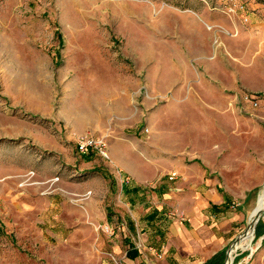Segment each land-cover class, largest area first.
<instances>
[{
  "label": "rangeland",
  "instance_id": "374dc122",
  "mask_svg": "<svg viewBox=\"0 0 264 264\" xmlns=\"http://www.w3.org/2000/svg\"><path fill=\"white\" fill-rule=\"evenodd\" d=\"M255 14L264 19V0H0V264H126L128 232L106 220L122 210L121 158L160 171L146 191L157 190L165 234L176 221L204 231L210 225L190 223L180 197L161 186L175 192L179 164L201 166L218 147L231 210L247 213L232 226L225 264L264 191L255 166L264 159V95L223 92L204 80L197 57L214 73L238 62L247 77L250 59L264 56L246 36ZM87 136L106 137L109 161L79 153ZM250 246L228 261L264 264V236L255 231Z\"/></svg>",
  "mask_w": 264,
  "mask_h": 264
},
{
  "label": "crops",
  "instance_id": "0c3cea01",
  "mask_svg": "<svg viewBox=\"0 0 264 264\" xmlns=\"http://www.w3.org/2000/svg\"><path fill=\"white\" fill-rule=\"evenodd\" d=\"M250 26L246 36L258 52L257 48L264 46V19L255 14ZM262 56H256L252 61L250 59L245 68L248 71L247 77L242 76L241 65L238 62H232L231 69L222 62L218 71L214 73L209 71V67L212 66L210 63L204 61L201 56L197 58L206 71L201 73L204 75V80L218 81L220 90L230 92L232 97L240 101L241 86L248 92L264 95V56ZM189 77L194 79L192 74L187 75L185 80H189ZM192 86L195 90L198 85L193 82ZM200 86L207 87L208 84L201 81ZM224 150L226 149L223 147H218L216 150L210 148L202 156L201 166H198L197 162L188 165L180 163L177 168L178 174L176 173L180 181L175 192L171 193L170 188L166 186H169L167 181L163 182L166 185L161 186L164 194L180 197L181 209L190 223L210 225L199 232H191L186 225L176 221L170 225L168 233L165 234L162 225L167 219V214L164 207H159L157 204L155 198L158 197L157 190L146 191L156 181L160 171L152 164L151 166L140 161L139 158L136 159L137 168H133L126 158L120 159L127 173L126 183L123 181L120 194L122 210L119 215L109 212L106 220L111 221L116 218L128 232L125 236V242L129 244V249L124 254L126 264H208L218 255L225 253L227 244L234 238L231 235L232 226L245 222L247 213H236L231 210L232 186L226 177L229 168ZM260 162L262 163L255 166L261 168L264 175V159ZM237 166L240 167V164ZM241 190L250 192L253 188L252 185H248ZM256 210L252 215L250 214L249 224ZM130 227L132 229L136 227L137 236L128 235L132 233ZM136 240L142 244L144 251L135 247ZM249 243V236L242 237L230 252V258L238 249L247 250ZM219 260L221 259H218L216 264H219ZM220 264L224 262L220 261ZM227 264H233V260L232 263L230 260L227 261Z\"/></svg>",
  "mask_w": 264,
  "mask_h": 264
},
{
  "label": "built area",
  "instance_id": "2783aa9c",
  "mask_svg": "<svg viewBox=\"0 0 264 264\" xmlns=\"http://www.w3.org/2000/svg\"><path fill=\"white\" fill-rule=\"evenodd\" d=\"M243 100L247 103L251 104L254 108L259 107V99L254 97L253 95H244ZM77 149L81 155H87L90 153H95L98 156L102 157L104 160H110V148L107 142L106 137H95V136H87L83 137L79 140L77 144ZM34 175V173H30ZM177 177L176 173H172L170 179H174ZM31 178V177H30ZM91 195V193H88Z\"/></svg>",
  "mask_w": 264,
  "mask_h": 264
},
{
  "label": "bare ground",
  "instance_id": "6f19581e",
  "mask_svg": "<svg viewBox=\"0 0 264 264\" xmlns=\"http://www.w3.org/2000/svg\"><path fill=\"white\" fill-rule=\"evenodd\" d=\"M264 190V189H263ZM263 218L264 217V191L260 194L259 196V205H258V208L253 216V218L251 219V223L249 224V226L247 227V229L244 231V233L242 234V237L244 236H249L250 238V242L253 240L254 238V231H253V227L255 225V222L257 220V218ZM240 237L239 238V241L240 239L242 238ZM238 241V242H239ZM237 242V243H238ZM236 247V245H234ZM247 249H251V250H254L251 246H250V243H249V246L247 247ZM230 256V254H229Z\"/></svg>",
  "mask_w": 264,
  "mask_h": 264
},
{
  "label": "water",
  "instance_id": "95a60500",
  "mask_svg": "<svg viewBox=\"0 0 264 264\" xmlns=\"http://www.w3.org/2000/svg\"><path fill=\"white\" fill-rule=\"evenodd\" d=\"M261 219H262V218H260V217L257 218V220H256V222H255V225H254V227H253V231H254V232L256 231L257 225H258V223L260 222ZM249 220H250V219H249ZM248 226H249V221H248ZM240 237H241V235H240L239 237H237V238L233 241V243L230 245V247L228 248L227 253H226V262H225V264H227V261H228V258H229V254H230V252L232 251L234 245H236L237 242L239 241V238H240Z\"/></svg>",
  "mask_w": 264,
  "mask_h": 264
},
{
  "label": "trees",
  "instance_id": "16d2710c",
  "mask_svg": "<svg viewBox=\"0 0 264 264\" xmlns=\"http://www.w3.org/2000/svg\"><path fill=\"white\" fill-rule=\"evenodd\" d=\"M256 235H257V237L259 238V237H261V236L264 235V231H263V230H259V228H257V230H256ZM224 255H225V253H222V254L218 255L216 258H214V259H213L212 261H210V263H208V264H216L217 260H218V259H221V260H219V264H220V261H224V260H223Z\"/></svg>",
  "mask_w": 264,
  "mask_h": 264
}]
</instances>
